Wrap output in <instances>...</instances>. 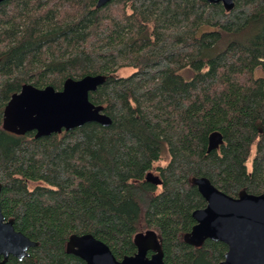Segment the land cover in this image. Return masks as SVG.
<instances>
[{
  "label": "trees",
  "instance_id": "16d2710c",
  "mask_svg": "<svg viewBox=\"0 0 264 264\" xmlns=\"http://www.w3.org/2000/svg\"><path fill=\"white\" fill-rule=\"evenodd\" d=\"M232 1L228 12L205 0L0 1V212L36 243L8 263L83 264L65 253L71 235L119 261L149 230L163 264L223 260L224 244L183 236L205 206L192 178L232 198L264 194V0ZM97 75L88 101L108 126L40 138L1 129L22 85L59 91ZM212 133L221 141L207 152Z\"/></svg>",
  "mask_w": 264,
  "mask_h": 264
},
{
  "label": "water",
  "instance_id": "95a60500",
  "mask_svg": "<svg viewBox=\"0 0 264 264\" xmlns=\"http://www.w3.org/2000/svg\"><path fill=\"white\" fill-rule=\"evenodd\" d=\"M2 1V0H0ZM110 0H96L95 9ZM208 4H220L228 12L232 0H205ZM104 81L103 76H84L77 80L65 79L59 91L46 86L42 89L29 84L12 94L2 110L1 129L15 136L34 133V138L59 134L97 123L103 127L110 119L102 113V107L92 105L88 94ZM220 136H208L207 152L220 144ZM191 185L205 202L202 209L191 213L194 225L183 236V241L199 247L205 240L226 246L219 264H264V194L251 195L240 191L235 198L214 188L205 178H192ZM135 253L115 260L108 248L90 235L68 237L64 250L84 264H163L162 253L153 231L137 233L132 239ZM36 243L29 241L12 227V220L5 221L0 212V264L8 256L20 261ZM151 251L150 257L146 253Z\"/></svg>",
  "mask_w": 264,
  "mask_h": 264
},
{
  "label": "rangeland",
  "instance_id": "374dc122",
  "mask_svg": "<svg viewBox=\"0 0 264 264\" xmlns=\"http://www.w3.org/2000/svg\"><path fill=\"white\" fill-rule=\"evenodd\" d=\"M131 73V70L130 69H120L118 70L116 73H115V76L116 77H126L128 76L129 74ZM188 75V74H187ZM186 75V76H187ZM255 76H261V73L260 72H256L255 73ZM164 164V160L161 159V161L159 162V165H163ZM246 167L249 168V162L246 164Z\"/></svg>",
  "mask_w": 264,
  "mask_h": 264
},
{
  "label": "flooded vegetation",
  "instance_id": "af4514ba",
  "mask_svg": "<svg viewBox=\"0 0 264 264\" xmlns=\"http://www.w3.org/2000/svg\"><path fill=\"white\" fill-rule=\"evenodd\" d=\"M5 221H7V220H5ZM29 250V249H28ZM27 253V252H26ZM66 253V252H65ZM68 254V253H67ZM151 254H152V252L151 251H148L147 253H146V256L147 257H150L151 256ZM27 256V255H26ZM25 256V257H26ZM25 257H23L22 259H24ZM8 258H13V259H15L17 262H21V260L20 261H18L16 258H14V257H12V256H8L7 257V259H6V261H5V264H11V263H8ZM2 260V258H0V261ZM84 264V263H83Z\"/></svg>",
  "mask_w": 264,
  "mask_h": 264
}]
</instances>
